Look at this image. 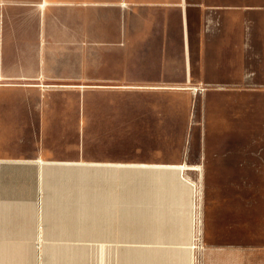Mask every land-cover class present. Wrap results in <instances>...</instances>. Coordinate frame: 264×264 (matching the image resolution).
<instances>
[{
  "label": "crops",
  "instance_id": "1",
  "mask_svg": "<svg viewBox=\"0 0 264 264\" xmlns=\"http://www.w3.org/2000/svg\"><path fill=\"white\" fill-rule=\"evenodd\" d=\"M263 112L264 0H0V208L127 206L128 176L203 174L207 129Z\"/></svg>",
  "mask_w": 264,
  "mask_h": 264
},
{
  "label": "rangeland",
  "instance_id": "2",
  "mask_svg": "<svg viewBox=\"0 0 264 264\" xmlns=\"http://www.w3.org/2000/svg\"><path fill=\"white\" fill-rule=\"evenodd\" d=\"M260 118L207 129L201 145L207 174L128 176L127 206L114 205L121 193L107 186L110 206L86 207L80 197L72 207L55 202L0 208V219L9 217L31 235L0 239V263L264 264V112ZM227 158L237 162L236 174L214 165ZM108 180L96 177L95 192ZM86 183L84 177L80 184ZM39 194L44 203L48 191ZM68 195L63 192V200ZM157 195L174 206L136 205L150 204Z\"/></svg>",
  "mask_w": 264,
  "mask_h": 264
}]
</instances>
